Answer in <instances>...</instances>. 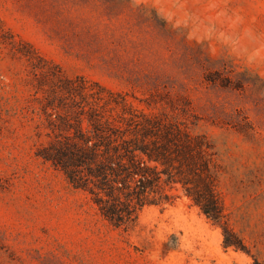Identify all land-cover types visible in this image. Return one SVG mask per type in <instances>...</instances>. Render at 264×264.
<instances>
[{"label":"rangeland","instance_id":"1","mask_svg":"<svg viewBox=\"0 0 264 264\" xmlns=\"http://www.w3.org/2000/svg\"><path fill=\"white\" fill-rule=\"evenodd\" d=\"M254 260L264 0H0V264Z\"/></svg>","mask_w":264,"mask_h":264},{"label":"trees","instance_id":"2","mask_svg":"<svg viewBox=\"0 0 264 264\" xmlns=\"http://www.w3.org/2000/svg\"><path fill=\"white\" fill-rule=\"evenodd\" d=\"M194 205L199 207L201 211L209 218H211L212 221L215 223H220L222 220V216L219 212V207L214 199L213 193L211 191L208 192L206 197H200L199 195H196L195 197H192ZM224 234V246L230 247L234 246L235 248H239L234 243H231L228 240L229 231H223ZM254 264H259L256 260H254Z\"/></svg>","mask_w":264,"mask_h":264}]
</instances>
